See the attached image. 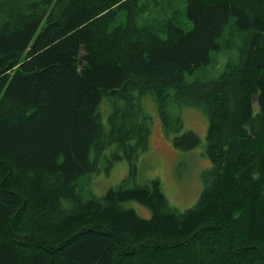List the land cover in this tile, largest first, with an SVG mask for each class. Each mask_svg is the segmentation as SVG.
Here are the masks:
<instances>
[{"label":"trees","instance_id":"1","mask_svg":"<svg viewBox=\"0 0 264 264\" xmlns=\"http://www.w3.org/2000/svg\"><path fill=\"white\" fill-rule=\"evenodd\" d=\"M146 94L167 132L209 117L183 211L159 179L78 190L108 147H148ZM0 264H264V0H0Z\"/></svg>","mask_w":264,"mask_h":264},{"label":"rangeland","instance_id":"2","mask_svg":"<svg viewBox=\"0 0 264 264\" xmlns=\"http://www.w3.org/2000/svg\"><path fill=\"white\" fill-rule=\"evenodd\" d=\"M190 77H202V74L197 71ZM141 104L150 126L148 147L139 150L132 162L116 144L108 147L100 155L99 171L89 173L78 181L80 195L83 198L103 196L108 189L120 185L124 180H128L130 184L142 185L159 179L168 203L181 211L186 210L198 201L204 186L203 173L211 167L207 155L209 117L202 108L181 105L178 110L183 119L182 128L167 132L163 126L159 105L152 96H141ZM109 109L107 105L104 106L106 114ZM111 111L112 108L105 115L102 110L106 129L110 127ZM187 131L198 134L201 138L199 145L184 149L175 144L174 137ZM112 153L121 157H115ZM124 205L135 208L144 217L151 216L150 209L136 200L125 202Z\"/></svg>","mask_w":264,"mask_h":264}]
</instances>
